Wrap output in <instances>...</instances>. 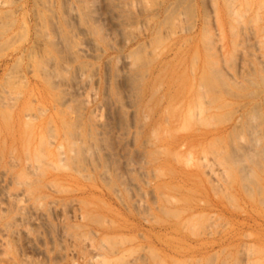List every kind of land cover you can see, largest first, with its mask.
<instances>
[{
	"label": "rangeland",
	"instance_id": "374dc122",
	"mask_svg": "<svg viewBox=\"0 0 264 264\" xmlns=\"http://www.w3.org/2000/svg\"><path fill=\"white\" fill-rule=\"evenodd\" d=\"M81 1L82 4L88 2L86 9L83 5L81 7ZM81 1L79 0L78 7L76 0H0V88L4 89H0V96L8 98L9 95V99L15 97L12 100L16 102L9 108L10 104L7 102L12 100L8 99L7 106L4 104L0 107V112L4 114H0L6 116L9 114L8 110L18 111L21 104H25L24 111H20L19 125L14 126L10 120H7L8 124L5 121L3 130L4 122L0 125V264H221L222 261V264H264V161L261 162L264 158V0ZM78 13L82 17H89H77ZM65 14L71 17L67 15V18ZM85 26L90 30V35L87 30L84 32ZM59 30L61 32L58 34ZM69 40L75 43L74 47H71ZM66 42L70 48L68 46L63 49V46L68 45ZM77 46L80 49L75 48ZM131 51L134 55H138L140 51V57H132ZM191 58L194 64L191 63ZM138 62L145 63V66H139ZM189 63L192 67H189ZM111 66L115 68L114 71ZM142 68L146 70H141ZM200 68L204 70L201 78L204 81L201 82L206 90L204 86L199 87L202 83L197 81L198 77H202ZM42 69L46 72H42ZM123 71L126 73L123 76L125 78L121 77ZM132 71L139 72L138 75L143 79L135 80L138 75H134ZM113 72L118 74L116 79ZM142 74L145 76L142 77ZM105 77H108L107 80ZM206 80H209V84ZM80 82L83 87H80ZM111 84L119 85L116 87ZM206 85L216 88L209 87L212 90L207 92L209 88ZM104 87L108 88H105L107 92H104ZM5 90L9 93H4ZM105 93L108 99L106 95L104 97ZM245 93H248L247 96ZM58 95L60 99L64 97V101L60 100V105ZM196 96L198 98L195 99ZM104 98L109 103H104ZM188 101H191L190 104ZM118 102L121 105L125 103V108L120 110ZM217 105L219 109H216ZM225 105L227 106L224 107ZM193 111H197V116ZM225 111L227 113L222 114ZM186 113L187 116L192 115V121L188 120L190 116L186 119ZM114 116L116 122L113 120ZM27 119L29 124L25 122ZM220 119L222 122H219ZM124 122L130 126L126 128L123 126ZM24 123L26 126H23ZM181 123L183 130L180 128ZM248 123H254V129ZM68 124H71L70 127ZM247 125L250 126L249 129H253L254 137L250 135L251 130L246 129ZM123 128L124 134L121 132ZM63 131L69 133L65 134ZM72 133L75 136L71 138L75 143L67 136H72ZM239 135L242 136L239 137L240 144L236 140ZM248 137L252 139L248 141ZM175 138H179L182 145L173 143ZM71 141L80 147L89 145L92 153L88 147L83 153H79L74 146V153L82 154V157H76L71 153L72 150L69 151ZM208 144L213 148L212 152L210 147L208 149ZM164 147L167 152L163 150ZM87 150L92 155L85 152ZM258 150L261 153L263 151L260 154L262 158L258 157ZM228 154H232L229 159L225 156ZM56 155L64 163L67 160V164L63 165V161H59ZM249 155L253 158L258 155L260 163L253 158H250L253 161H246ZM63 157L69 158L65 160ZM237 158L243 159L237 161ZM105 159L108 163H104ZM73 162L77 167H74ZM258 167H261L260 171ZM241 173L248 176L252 174L250 177L246 175L247 180L252 177L250 182L244 181L245 175L243 177ZM259 189L260 193L256 195ZM245 192L252 194L245 195ZM257 196L261 199H257ZM230 197H233L232 200H229ZM172 198L176 201H171ZM160 207L166 209L165 216L159 210ZM31 210L35 211L32 213ZM172 211L175 218L171 217ZM120 255L124 258L120 259ZM119 260L124 261L120 263Z\"/></svg>",
	"mask_w": 264,
	"mask_h": 264
},
{
	"label": "bare ground",
	"instance_id": "6f19581e",
	"mask_svg": "<svg viewBox=\"0 0 264 264\" xmlns=\"http://www.w3.org/2000/svg\"><path fill=\"white\" fill-rule=\"evenodd\" d=\"M38 1H40V0H38ZM63 1H64V0H63ZM76 1H78L77 6H78V4H79V6H80V2H79V0H76ZM80 1H81V0H80ZM178 1H179V0H178ZM180 1H182V0H180ZM191 1H192V0H190V2H191ZM51 2H52V1H51ZM65 2H66V0H65ZM84 2H85V1H83V3H84ZM86 2H87V1H86ZM86 2H85V4H82V1H81V7H82V5H83V7L86 9V6H87ZM92 2H93V1H92ZM40 3H41V2H40ZM45 3H47V2L45 1ZM61 3H62V2H61ZM61 3H60V4H61ZM87 3H88V2H87ZM89 3H90V2H89ZM93 3H94V2H93ZM174 3H175V2H174ZM176 3H177V2H176ZM176 3H175V4H176ZM41 4H42V3H41ZM43 4H44V3H43ZM66 4H67V3H66ZM90 4L93 5L92 3H90ZM90 4H88V5H90ZM114 4H115V3H114ZM128 4H129V3H128ZM179 4H180V3H179ZM44 5H46V4H44ZM61 5H62V4H61ZM71 5H72V3H71ZM91 5H90V6H91ZM94 5H95V3H94ZM125 5H126V4H125ZM177 5H178V4H177ZM185 5H186V4H185ZM188 5H189V4H188ZM79 6H78V7H79ZM114 6H115V5H114ZM116 6H117V5H116ZM127 6H128V5H127ZM166 6H167V5H166ZM178 6H179V5H178ZM41 7H42V6H41ZM47 7H48V4H47ZM60 7H61V6H60ZM91 7H92V6H91ZM45 8H46V7H45ZM48 8H49V7H48ZM48 8H47V9H48ZM93 8H94V6H93ZM123 8H124V7H123ZM170 8H171V7H170ZM181 8H182V7H181ZM193 8H194V7H193ZM47 9H46V10H47ZM50 9H51V8H50ZM50 9H48V10H50ZM70 9H73V8H70ZM82 9H83V8H82ZM90 9H91V8L89 7V10H90ZM165 9H166V8H164L163 10L165 11ZM172 9H173V8H172ZM175 9H176V7H175ZM184 9H185V8H184ZM190 9H191V8H190ZM51 10H52V9H51ZM76 10H77V9H76ZM76 10H75V11H76ZM80 10H81V9H80ZM91 10H92V9H91ZM91 10H90V11H91ZM94 10H95V9H94ZM192 10H193V9H191V11H192ZM87 11H88V8H87ZM87 11H85V12L88 13ZM95 11H96V10H95ZM164 11H163V12H164ZM168 11H169V10H168ZM170 11H172V10H170ZM170 11H169V12H170ZM174 11H175V10H174ZM179 11H180V10H179ZM189 11H190V10H189ZM189 11H188V12H189ZM39 12H40V11H39ZM81 12H82V11H81ZM181 12H182V11H181ZM51 13H52V12H51ZM62 13H63V12H62ZM64 13H65V11H64ZM68 13H69V12H68ZM74 13H75V12H74ZM79 13H80V11H79ZM79 13H78V16L76 15L77 17H79V15L81 14V13H80V14H79ZM92 13H93V11H92ZM171 13H172V12H171ZM177 13H178V12H177ZM40 14H41V13H40ZM89 14H90V16H91V13H89ZM93 14H94V13H93ZM96 14H97V13H96ZM178 14H179V13H178ZM178 14H177V15H178ZM191 14H193V12H192ZM52 15H53V14H52ZM65 15H66V14H65ZM67 15H68V14H67ZM67 15H66V17H67ZM82 15H83V12H82ZM84 15H85V14H84ZM124 15H125V14H124ZM167 15H168V14H167ZM169 15H170V14H169ZM36 16H37V15H36ZM45 16H47V15H45ZM54 16H55V15H54ZM54 16H53V17H54ZM68 16H69V15H68ZM80 16H81V15H80ZM164 16H165V15H164ZM170 16H171V15H170ZM170 16H167V17H170ZM175 16H176V14H175ZM188 16L190 17L191 15L188 14ZM41 17H42V16H41ZM69 17H71V16H69ZM73 17H74V16H73ZM81 17H82V16H81ZM86 17H89V15H88V16L85 15V17L83 16L82 18L86 19ZM154 17H155V16H154ZM49 18H50V17H49ZM54 18H55V17H54ZM61 18H63V17H61ZM67 18H68V17H67ZM130 18H131V17H130ZM133 18H134V17H132V19H133ZM174 18H175V17H174ZM40 19H41V18H40ZM50 19H51V18H50ZM50 19H49V20H50ZM63 19H64V18H63ZM89 19H90V18H89ZM100 19H101V18H100ZM169 19H170V18H169ZM169 19H168V20H169ZM42 20H44L43 17H42ZM55 20H56V19H55ZM55 20H54V21H55ZM65 20H66V19H65ZM121 20H122V19H121ZM51 21H52V20H51ZM60 21H61V20H60ZM71 21H72V20H71ZM55 22H57V21H55ZM67 22H69V21H67ZM73 22H74V21H73ZM85 22H86V21H85ZM129 22H131V21H129ZM165 22H167V20H166ZM42 23H43V22H42ZM47 23H48V21H47ZM158 23H159V22H158ZM163 23H164V22H163ZM51 24H52V23H51ZM53 24H54V22H53ZM55 24H56V23H55ZM65 24H66V23H65ZM71 24H72V23H71ZM167 24H168V23H167ZM66 25H67V24H66ZM72 25H73V24H72ZM88 25H89V24H88ZM157 25H158V24H157ZM77 26H78V25H76L75 28H77ZM81 26H82V25H81ZM50 27H51V26H50ZM57 27H58V26H57ZM64 27H65V26H64ZM68 27H69V24H68ZM73 27H74V26H73ZM85 27H86V26H85ZM89 27H90V26H89ZM100 27H101V26H100ZM100 27H99V29H100ZM157 27H158V26H157ZM48 29H49V28H48ZM50 29H51V28H50ZM80 29H81V27H80ZM80 29H79V30H80ZM99 29H98V30H99ZM105 29H106V28H105ZM105 29H104V30H105ZM56 30H57V28H56ZM56 30H53V31H56ZM60 30H62V28H61ZM60 30L58 31V34H59V32H61ZM64 30H65V29H64ZM82 30H83V29H81L80 31H82ZM86 30H87V33L90 32V30L87 29V27L85 28L84 32H86ZM88 30H89V31H88ZM96 30H97V28H96ZM116 30H117V29H116ZM37 31H39V29H37ZM43 31H44V30H43ZM50 31H51V30H50ZM68 32H70V31H68ZM84 32H83V33H84ZM91 32H92V27H91ZM100 32H101V31H100ZM104 32H105V31H104ZM116 32H117V31H116ZM125 32H126V31H125ZM125 32H124V33H125ZM127 32H129V30H128ZM46 33H47V32H46ZM51 33H52V32H51ZM54 33H55V32H54ZM87 33H86V35H87ZM92 33H93V32H92ZM115 34H117V33H115ZM37 35H39V34H37ZM43 35H44V34H43ZM43 35H42V36H43ZM65 35L67 36L66 33H65ZM88 35H90V34L88 33ZM126 35H127V33H126ZM207 35H208V33H207ZM45 36H47V35L45 34ZM53 36H54V35H53ZM128 36H129V34H128ZM43 37H44V36H43ZM56 37H57V36H56ZM60 37L62 38L63 35L61 34ZM61 38H60V39H61ZM66 38H67V37H65V39H66ZM188 38H189V37H188ZM57 39H58V38H57ZM86 39H87V38H86ZM192 39H193V37H192ZM55 40H56V38H55ZM66 40H67V39H66ZM186 40H187V39H186ZM188 40H189V39H188ZM46 41H49V40H46ZM57 41H58V40H57ZM61 41L65 42V40H62V39H61ZM51 42H52V41H51ZM69 42H71V43L73 44L72 41L69 40ZM155 42H156V41H155ZM186 42H187V41H185V43H186ZM209 42H210V41H209ZM58 43H59V42H58ZM67 44H68V43L66 42V45H67ZM72 44H71V47H72V46L74 47V44H75V43H74L73 45H72ZM76 45H77V43H76ZM145 45H146V44H145ZM181 45H182V44H181ZM68 46H69V44H68L67 46H63V47H64L63 49H65V47L68 48ZM144 47H145V46H144ZM57 48H58V47H56V50H57ZM60 48H61V47H60ZM60 48H59V49H60ZM69 48H70V46H69ZM75 48H78V46L75 47ZM61 49H62V48H61ZM78 49H80V48H78ZM118 49H119V48H118ZM141 49H142V47H140V51H141ZM66 50H68V49H66ZM66 50H63V51H66ZM69 50H70V49H69ZM71 50H72V49H71ZM74 51H76L77 54H80V53H81V52H80V53L77 52L76 49H75ZM79 51H81V50H79ZM140 51H139V52H140ZM142 51H143V50H142ZM58 52H59V51H58ZM72 52H73V51H72ZM72 52H70V53H72ZM136 52H137V51H136ZM139 52H138V55H134V54H133V51H131V56L133 57V55H134V56H136V57L138 58V56H139V54H140ZM174 52H175V51H174ZM61 53H62V52H61ZM70 53L68 52V54H70ZM128 53H129V52H128ZM134 53H135V52H134ZM146 53H147V52H146ZM47 54H48V53H47ZM65 54H66V53H65ZM65 54H64V56H65ZM68 54H67V55H68ZM74 54H75V53H74ZM77 54H76V55H77ZM136 54H137V53H136ZM147 54H148V53H147ZM147 54H146V55H147ZM30 55H31V54H30ZM30 55H29V56H30ZM67 55H66V56H67ZM72 55H73V54H72ZM80 55H81V54H80ZM80 55H79V57H80ZM127 55H128V54H127ZM43 56H44V54H43ZM48 56H49V55H48ZM57 56H58V55H57ZM62 56H63V55H62ZM66 56H65V57H66ZM77 56H78V55H77ZM128 56H129V55H128ZM131 56H130V57H131ZM44 57H45V56H44ZM68 57H69V55H68ZM70 57H71V55H70ZM139 57H140V56H139ZM141 57L143 58V56H141ZM195 57H196V56H195ZM29 58H30V57H29ZM47 58H49V57H47ZM63 58H64V57H63ZM154 58H155V57H154ZM154 58H153V59H154ZM170 58H171V55H170L169 59H170ZM207 58H208V57H207ZM45 59H46V58H45ZM52 59H53V58H52ZM123 59H124V58H123ZM125 59H126V58H125ZM134 59H135V57H134ZM148 59H149V58H148ZM148 59H147V60H148ZM62 60H63V59H62ZM70 60H71V59H70ZM150 60H151V58H150ZM150 60H149V61H150ZM195 60H196V59H195ZM195 60H194V61H195ZM71 61H74V60H71ZM123 61H124V60H123ZM123 61H122V63H123ZM136 61H137V59H136ZM208 61H210V60H208ZM208 61H207V63L209 64ZM42 62H43V61H42ZM42 62H41V63H42ZM47 62H48V64H49V61H47ZM63 62H66V61H63ZM68 62H69V61H68ZM80 62H81V61H80ZM80 62H79V64H80ZM83 62H84V61H83ZM107 62H108V61H106V63H107ZM131 62H132V61H131ZM133 62H134V60H133ZM140 62H142V61H140ZM140 62H138V63H139V64H138L139 66H140V65H144V66H145V63H142V64H141ZM146 62H147V61H146ZM192 62H193V59L191 58V63H192ZM205 62H206V61H205ZM211 62H212V61H211ZM45 63H46V62H45ZM57 63H58V62H57ZM81 63H82V62H81ZM191 63H189V64H191ZM207 63H204V64L208 65ZM213 63H216V62H213ZM48 64H47V65H48ZM66 64H67V63H66ZM79 64H77V65H79ZM146 64H147V63H146ZM193 64H194V62H193ZM52 65H53V64H52ZM52 65H51V66H52ZM64 65H65V64H64ZM68 65H69V64H68ZM77 65H75V66H77ZM81 65H82V64H81ZM126 65H127V63H126ZM131 65H132V64H131ZM135 65H136V68H139L137 64H134V66H135ZM147 65H148V64H147ZM147 65H146V66H147ZM165 65H166V64H165ZM165 65H164V66H165ZM187 65H188V64H187ZM49 66H50V65H49ZM66 66H67V65H66ZM75 66H74V69H76ZM86 66H87V63H86ZM124 66H125V65H124ZM190 66L192 67V64L189 65V67H190ZM204 66H205V65H204ZM204 66H203V67H204ZM58 67H59V66H58ZM69 67H70V66H69ZM83 67H84V66H82V68H83ZM193 67H194V65H193ZM208 67H210V64H209ZM80 68H81V67H80ZM111 68H112V66H111ZM145 68H146V67H145ZM145 68H144V69H145ZM147 68H148V67H147ZM147 68H146V69H147ZM183 68H184V67H183ZM40 69H41V68H40ZM51 69H52V67H51ZM67 69H68V68H67ZM74 69H73V70H74ZM83 69H84V68H83ZM86 69H87V68H86ZM113 69H115V68H112V70H113ZM119 69H120V68H119ZM133 69H134V68H133ZM144 69L142 68L141 70H144ZM146 69H145V70H146ZM200 69L202 70V68H200ZM200 69H199V70H200ZM208 69H209V68H208ZM208 69H207V70H208ZM212 69H213V68H212ZM61 70H62V65H61ZM61 70H60V71H61ZM125 70H127V69H125ZM145 70H144V71H145ZM188 70H189V69H188ZM195 70H196V69H195ZM205 70H206V69H205ZM209 70H211V69H209ZM209 70H208V71H209ZM215 70H217V69H215ZM113 71H114V70H113ZM119 71H120V70H119ZM119 71H118V72H119ZM129 71H130V70H129ZM133 71H134V70H133ZM133 71H132V72H133ZM154 71H155V70H154ZM190 71L192 72V69H191ZM190 71H189V72H190ZM217 71H218V70H217ZM42 72H46V71H44V70L42 69ZM64 72H65V70H64ZM79 72H80V71H79ZM120 72H121V71H120ZM120 72H119V73H120ZM123 72H124V74H123L121 77L125 76V74H126L125 71H123ZM141 72H142V71H141ZM191 72H190V73H191ZM195 72H196V71H195ZM202 72H204V70H202L201 73L199 72V73L202 75V77H201V76H200V78L198 77L199 80H198V78H197L198 83L200 82L199 84H201V83L204 81L203 79H201V78H203V73H202ZM218 72H220V71H218ZM59 73H61V72H59ZM70 73H71V71H70ZM128 73H129V72H128ZM133 73H134V72H133ZM138 73H139V72H138ZM138 73L136 72V73H134V75H135V74L138 75ZM142 73H145V72H142ZM153 73H154V72H153ZM156 73H157V72H156ZM205 73H206V72H205ZM41 74H42V73H41ZM47 74H50V72L47 73ZM47 74H45V75H47ZM55 74H56V73H55ZM61 74H62V73H61ZM61 74H60V76H61ZM76 74H77V71H76ZM76 74H75L74 76H76ZM81 74H83V73H81ZM106 74H107V73H106ZM115 74H117V73H115ZM115 74H114V72H113L114 79H116L115 76H118V74H117V75H115ZM130 74H132V73H130ZM191 74H192V73H191ZM200 74H198V76H199ZM208 74H210V73H208ZM213 74H214V73H213ZM221 74H222V73H221ZM45 75H44V76H45ZM51 75H53V74L51 73ZM56 75H58V74H56ZM78 75H79V74H78ZM78 75H77L76 78H78ZM107 75H109V73H108ZM134 75H133V77H134ZM139 75H140V73H139ZM139 75H138V77H139L140 79H139L138 77L136 78V76H135V80L138 79V81H139V80L143 79V78H141ZM211 75H212V74H211ZM216 75H217V74H216ZM63 76H64V75H63ZM119 76H120V75H119ZM126 76H128V74H127ZM129 76H131V78H133L132 75H129ZM141 76L143 77V76H145V74H142ZM156 76H157V75H156ZM190 76H191V75H190ZM205 76H206V75H205ZM208 76H209V75H208ZM212 76H213V75H212ZM212 76H209V77H212ZM218 76H219V75H218ZM257 76H258V74H257ZM58 77H59V76H58ZM64 77H66V74H65ZM213 77H214V76H213ZM249 77H250V76H249ZM42 78H43V77H42ZM56 78H57V76H56ZM59 78H60V77H59ZM81 78H82V77H81ZM107 78H108V77H107ZM107 78L105 77L106 80H107ZM118 78H119V77H118ZM123 78H125V77H123ZM123 78H122V79H123ZM128 78H129V77H128ZM206 78H207V77H206ZM206 78H205V79H206ZM214 78H215V77H214ZM214 78H213V79H214ZM217 78H218V77H217ZM217 78H216V79H217ZM219 78H220V77H219ZM64 79H65V78H64ZM70 79H71V76H70ZM70 79H69V80H70ZM111 79H112V77H111ZM114 79H113V80H114ZM120 79H121V78H120ZM129 79H130V78H129ZM45 80H46V79H45ZM52 80H53V79H52ZM65 80H66V79H65ZM69 80H68V81H69ZM71 80H74V79L72 78ZM87 80H88V79H87ZM192 80H193V79H191V81H192ZM210 80H211V78H210ZM217 80H218V79H217ZM217 80H216V81H217ZM104 81H105V80H104ZM122 81H123V80H122ZM131 81H132V80H131ZM191 81H190V82H191ZM201 81H202V82H201ZM206 81H207V80H206ZM206 81H205V82H206ZM208 81H209V80H208ZM208 81L206 82L207 84H209ZM219 81H220V79H219ZM246 81H247V78H246ZM49 82H50V81H49ZM54 82H55V81H54ZM74 82H75V80H74ZM89 82H90V81H89ZM105 82H106V81H105ZM112 82H114V81H112ZM120 82H121V81H120ZM192 82H193V81H192ZM248 82H249V81H248ZM51 83L53 84L52 81H51ZM69 83H70V82H69ZM71 83H72V82H71ZM83 83H85V82L83 81ZM83 83H82V84H83ZM87 83H88V81H87ZM142 83H143V81H142ZM142 83H140V84H142ZM158 83H159V82H158ZM206 83H205V84H206ZM210 83H211V82H210ZM220 83H221V82H220ZM222 83H223V82H222ZM224 83H225V82H224ZM49 84H50V83H49ZM52 84H51V85H52ZM85 84H86V83H85ZM138 84H139V82H138ZM191 84H192V83H190V85H191ZM196 84H197V83H196ZM215 84H216V83H215ZM217 84H218V83H217ZM225 84H226V83H225ZM225 84H224V85H225ZM252 84H253V83H252ZM252 84L250 83V85H252ZM73 85H74V84H73ZM79 85H80V87L82 86V85H81V82H80ZM79 85H78V86H79ZM108 85H109V84H108ZM108 85H106V86H108ZM111 85H112V84H111ZM113 85H116V87H117V85H119V84H113ZM113 85H112V86H113ZM122 85H123V84H122ZM125 85L127 86V84H125ZM132 85H133V84H131V86H132ZM135 85H136V84H135ZM212 85H214V84H212ZM219 85H220V84H219ZM222 85H223V84H222ZM55 86H56V85H55ZM123 86H124V85H123ZM126 86H125V87H126ZM158 86H159V85H158ZM158 86H157V87H158ZM192 86H193V85H192ZM202 86H204V83H202L201 86L199 85V87H202ZM206 86H207V85H206ZM253 86H255V85H253ZM18 87H19V86H18ZM50 87H52V86H50ZM53 87H54V86H53ZM53 87H52V88H53ZM82 87H83V86H82ZM108 87H109V86H108ZM114 87H115V86H114ZM116 87H115V88H116ZM120 87H121V86H120ZM133 87H134V86H133ZM157 87H156V88H157ZM159 87H160V86H159ZM196 87H197V90H198V84H197ZM207 87H208V86H207ZM209 87H211L212 89H213V88H216V87H213V86H211V85H210ZM209 87H208V88H209ZM222 87H223V86H222ZM1 88H2V87H1ZM1 88H0V89H1ZM13 88H14V87H13ZM78 88H79V87H78ZM105 88H107V87H104V92H107L106 90H107L108 88H107L106 90H105ZM131 88H132V87H131ZM154 88H155V87H154ZM194 88H195V87H194ZM204 88H205V90H206V87H205V86H204ZM211 88H209V90H207V92H208V91H211V90H212ZM2 89H3V88H2ZM2 89H1V91H2ZM159 89H160V88H159ZM195 89H196V88H195ZM199 89H200V88H199ZM210 89H211V90H210ZM223 89H224V88H223ZM225 89H226V88H225ZM225 89H224V90H225ZM227 89H228V88H227ZM3 90H4V89H3ZM133 90H135V89H133ZM148 90H149V89H148ZM200 90H202V89H200ZM203 90H204V89H203ZM205 90L203 91L204 93H205ZM59 91H60V90H59ZM64 91H65V89H64ZM66 91H67V90H66ZM108 91H109V90H108ZM115 91H116V90H115ZM122 91H124V90L122 89ZM122 91H121V92H122ZM129 91H131V89H130ZM137 91H138V90H137ZM137 91H136V92H137ZM153 91H154V90H153ZM226 91H227V90H226ZM226 91H224V92L226 93ZM5 92H6V94L9 93V91H8V93H7L6 90L4 91V93H5ZM13 92H14V91H13ZM61 92H62V91H61ZM67 92H68V91H67ZM112 92H113V91H112ZM134 92H135V91H134ZM134 92H132V93H134ZM155 92H156V90H155ZM193 92H194V90H193ZM196 92H197V91H196ZM203 92L201 91L200 93H203ZM213 92H214V91H213ZM250 92H252V91H250ZM4 93H2V94H4ZM65 93H66V92H65ZM119 93H120V91H119ZM127 93H128V92H127ZM225 93H224V94H225ZM17 94H18V92H17ZM66 94H67V93H66ZM66 94H65V95H66ZM128 94H129V93H128ZM137 94H139V91H138ZM151 94L153 95V92H152ZM245 94H246V93H245ZM247 94H248V93H247ZM247 94H246L245 96H247ZM254 94H256V93H254ZM13 95H14V94H13ZM13 95H11L10 97H13ZM20 95H21V93H20ZM20 95H19V96H20ZM68 95H69V94H68ZM105 95H106V93L104 94V97H105ZM109 95H110V94H109ZM112 95H114V94H112ZM126 95H127V94H125V95L123 94V96H126ZM129 95H130V94H129ZM148 95H149V94H148ZM152 95H151V96H152ZM161 95H162V94H161ZM161 95H160V96H161ZM252 95H253V93H252ZM1 96H2V95H1ZM1 96H0V107L4 106V104L6 105V101H8V99H9V95L7 96L8 98H5V97H3V96L1 97ZM15 96H17V95H16V92H15ZM54 96H55V95H54ZM70 96H71V95H70ZM116 96H117V95H116ZM144 96H145V95H144ZM160 96H159V97H160ZM193 96H194V94H193ZM203 96L205 97V95L202 94V97H203ZM61 97H62V96H61ZM71 97L73 98V96H71ZM106 97H107L106 99H108V95H106ZM117 97H118V96H117ZM149 97H150V96H149ZM200 97H201V96H200ZM200 97H199V99H200ZM210 97H212V96H210ZM13 98H15V97H13ZM13 98H12V99H13ZM25 98H26V97H25ZM55 98H56V97H55ZM58 98H59V99H58V100H59V101H58V104H59V103H62L60 100H63L64 97L60 99V96L58 95ZM113 98H114V96H113ZM126 98H127V97H126ZM126 98H124V99H126ZM196 98H198V97L196 96L195 99H196ZM213 98L216 99L215 97H212V99H213ZM10 99H11V98H10ZM10 99H9V100H10ZM12 99H11V100H12ZM16 99H17V97H16ZM65 99H66V98H65ZM69 99L71 100V98H69ZM124 99H122V100L124 101ZM190 99H191V98H190ZM193 99H194V98H193ZM195 99H194V100H195ZM209 99H210V98H209ZM55 100H56V99H55ZM67 100H68V99H67ZM72 100H73V99H72ZM72 100H71V101H72ZM101 100H103V99H101ZM104 100H105V98H104ZM114 100H115V99H114ZM116 100H118V99H116ZM122 100H121V101H122ZM158 100H159V99H158ZM194 100H193V101H194ZM202 100L205 101L206 99H205V98H204V99L202 98ZM216 100H217V99H216ZM56 101H57V100H56ZM63 101H64V100H63ZM107 101H108V100H107ZM107 101L105 100V101H103V102H104V103H105V102H106V103H109V102H107ZM118 101H119V100H118ZM197 101H198V100H197ZM210 101H211V100H210ZM214 101H215V100H214ZM9 102H10V103L7 102V104H10V105H9V108H10V107H13L14 103H16V102H14L13 100H12V102H11V101H9ZM29 102H30V101H29ZM79 102H80V101H79ZM116 102H117V101H116ZM124 102H125V101H124ZM124 102H122V103H124ZM158 102H159V101H158ZM188 102H189V101H188ZM190 102H191V101H190ZM190 102H189L188 104H190ZM212 102H213V101H212ZM12 103H13V105H11ZM24 103H25V102H24ZM64 103H65V102H64ZM64 103H63V104H64ZM82 103H83V102H82ZM100 103H102V101H101ZM125 103H127V102H125ZM125 103H124V104H125ZM194 103H195V102H194ZM198 103H199V102H198ZM201 103H202V101H201ZM224 103H225V102H224ZM257 103H258V102H257ZM28 104H29V106H30V103H28ZM28 104H27V105H28ZM102 104H103V103H102ZM118 104H119V106L121 105V103H119V102H118ZM124 104H123V105H124ZM178 104H179V103H178ZM210 104H211V103H210ZM18 105H19V104H18ZM21 105H22V107H21V109H19L18 111H15V110L13 109V110L10 112V111L8 110L9 112L7 111V113H9V114L6 115V116L1 115L3 112H0V113H1V114H0V115H1V116H0L1 118H0V119L3 118V119H2L3 121L0 122V125H2L3 122H4V127L1 126V127H2V130H3V128H5V124L7 123V120H10V122L12 121V122H13L12 124H13L14 126H15L16 124H18V125L20 124V111H21V113H22V111H24V109H25V106H24L25 104L23 105V103H22ZM59 105H60V104H59ZM108 105L110 106V104H108ZM123 105L120 106V110L122 109V107H124ZM126 105H127V104H126ZM193 105H194V104H193ZM219 105H220V104H219ZM219 105L215 106L216 109L218 108ZM222 105H224V104L222 103ZM227 105H228V104H227ZM227 105H225L224 107H226ZM253 105H258V104H253ZM6 106H7V105H6ZM61 106H62V105H61ZM76 106H77V105H76ZM109 106H108V109H111V108H109ZM111 106L113 107V105H111ZM173 106H174V105H173ZM185 106H186V105H185ZM196 106H197V105H196ZM198 106H199V105H198ZM105 107H107V104H106ZM114 107H115V106H114ZM186 107H187V106H186ZM194 107H195V106H194ZM222 107H223V106H222ZM251 107H252V106H251ZM254 107H257V106H254ZM9 108H8V109H9ZM27 108H28V107H27ZM81 108H82V107H79V109H81ZM117 108H118V107H117ZM117 108H116V111H117ZM124 108H125V107H124ZM124 108H123V109H124ZM173 108H175V107H173ZM173 108H172V109H173ZM204 108H205V107H204ZM206 108H207V107H206ZM257 108H258V107H257ZM257 108H256V109H257ZM2 109H3V108H2ZM28 109H29V108H28ZM77 109H78V106H77ZM105 109H106V108H105ZM113 109H115V108H113ZM165 109H166V108H165ZM179 109H180V108H178V110H179ZM189 109H190V108H189ZM192 109H194V108L192 107ZM197 109H198V107H197ZM218 109H219V108H218ZM220 109H221V106H220ZM3 110H4V109H3ZM6 110H7V109H6ZM30 110H31V109H30ZM36 110H37V109H36ZM111 110H112V109H111ZM198 110H199V109H198ZM206 110H207V109H206ZM258 110H259V109H258ZM116 111L114 110L115 113H117ZM122 111H123V110H122ZM122 111H121V112H122ZM186 111H187V109H186ZM199 111H200V110H199ZM4 112H5V114H6V111H4ZM38 112H40V111H38ZM41 112H42V110H41ZM90 112H91V111H90ZM106 112H107V111H106ZM109 112H110V111H109ZM128 112H129V111H128ZM163 112H165V111H163ZM195 112H197V111H195ZM195 112L193 111L192 113H194V115L197 116V114H196ZM26 113H27V112H25V114H26ZM43 113H44V112H43ZM79 113H80V112H79ZM91 113H92V112H91ZM124 113H125V111L123 112V115H124ZM129 113H130V112H129ZM225 113H227V111H225V112L222 113V114H225ZM254 113H255V112H254ZM3 114H4V113H3ZM25 114L23 113L24 116H25ZM113 114H114V113H113ZM177 114H178V113H177ZM188 114H189V110H188ZM210 114H211V113H210ZM23 115H22V116H23ZM30 115H33V114H31V112H30ZM79 115H80V114H79ZM115 115H116V114H115ZM130 115H131V114H130ZM130 115H129V116H130ZM134 115H135V114H134ZM181 115H182V114H181ZM194 115H193V116H194ZM211 115H212V114H211ZM239 115H240V114H239ZM254 115H255V114H254ZM26 116H27V114H26ZM26 116H25V118H27ZM106 116H107V115H106ZM109 116H110V115H109ZM109 116H108V117H109ZM163 116H164V115H163ZM186 116H187V113H186ZM189 116H190V115H189ZM189 116H187L186 119H188ZM191 116H192V115H191ZM191 116H190V118L188 119V120H190V121H192V118H193V117L191 118ZM247 116L250 118V115H247ZM251 116H252V115H251ZM33 117H34V115H33ZM110 117H111V116H110ZM114 117H115V116H114ZM119 117H121V116H119ZM130 117H131V116H130ZM244 117H245V116H244ZM22 118H23V117H22ZM90 118H92V117H90ZM123 118H124V117H123ZM127 118H129V117H127ZM182 118H183V116H182ZM196 118H197V117H196ZM196 118H195V120H196ZM213 118H214V117H213ZM213 118H211V119H213ZM251 118H252V117H251ZM253 118H254V116H253ZM23 119H24V118H23ZM121 119H122V118H121ZM162 119H163V118H162ZM166 119H167V118H166ZM177 119H178V118H177ZM201 119H202V118H201ZM209 119H210V118H209ZM254 119H255V118H254ZM254 119H252V120L254 121ZM257 119H259V117H258ZM78 120L80 121V118H79ZM113 120L115 121V120H116V117H115V119H113ZM122 120H124V119H122ZM129 120L131 121V118H130ZM160 120H161V119H160ZM195 120H194V121H195ZM199 120H200V119H199ZM199 120H198V121H199ZM236 120H237V119H236ZM238 120H239V119H238ZM245 120H246V119H245ZM255 120H256V119H255ZM259 120H260V119H259ZM261 120H262V119H261ZM261 120H260V121H261ZM5 121H6V123H5ZM26 121H27V124L30 123V121H29L28 119L25 120V122H26ZM28 121H29V122H28ZM50 121H51V120H50ZM50 121H48V122L50 123ZM72 121H73V120H72ZM86 121H87V120H86ZM133 121H134V120H133ZM173 121L175 122V120H173ZM181 121H182V123H183V119H182ZM198 121H197V122H198ZM200 121H201V120H200ZM202 121H203V120H202ZM220 121H221V119L219 120V122H220ZM250 121H251V120H250ZM250 121H248V122L250 123ZM260 121H259V122H260ZM51 122H52V121H51ZM67 122H68V120H67ZM89 122H90V121H89ZM89 122H88V123H89ZM97 122H98V121H97ZM115 122H116V121H115ZM115 122H114V124L117 125V123H115ZM128 122H129V121H128ZM156 122H157V121H156ZM174 122H173V123H174ZM185 122H186V120H185ZM217 122H218V121H217ZM221 122H222V121H221ZM239 122H240V120H239ZM256 122H258V121H256ZM261 122H262V121H261ZM63 123H64V122H63ZM75 123H76V122H75ZM77 123H78V122H77ZM77 123H76V124H77ZM91 123H93V122H92V119H91ZM103 123H104V122H103ZM106 123H108V122H106ZM131 123H132V122H131ZM182 123H181V126L183 125ZM237 123H238V121H237ZM243 123H244V121H243ZM249 123H248V125L251 126L252 124H249ZM7 124H8V123H7ZM10 124H11V123H10ZM46 124H47V123H46ZM76 124H75V125H76ZM95 124H96V123H95ZM108 124H109V123H108ZM108 124H106V125H108ZM120 124H121V122H120ZM122 124H123V123H122ZM162 124H163V123H162ZM166 124H167V122H166ZM187 124H188V122H187ZM198 124H199V123H198ZM235 124H236V123H235ZM244 124H245V123H244ZM24 125L26 126V123H24L23 126H24ZM68 125H69V127H70L71 124H68ZM75 125H74V126H75ZM78 125H79V124H78ZM104 125H105V124H104ZM106 125H105V126H106ZM175 125H177V124H175ZM203 125H204V124H203ZM206 125H207V123H206ZM206 125H205V126H206ZM248 125H247V126H248ZM253 125H254V123H253ZM253 125H252L251 128H253ZM258 125H259V124H258ZM7 126H8V125H7ZM34 126H35V125H34ZM50 126H51V123H50ZM62 126L64 127V125H62ZM81 126H82V125H81ZM89 126H90V125H89ZM91 126H92V124H91ZM94 126H95V125H94ZM97 126H98V124H97ZM99 126H100V125H99ZM108 126H109V125H108ZM121 126H122V125H121ZM123 126H126V128H127V126H130V125H127V124H125V122H124V125H123ZM184 126H185V125H184ZM237 126H238V124H237ZM247 126H245V127H247ZM250 126H248L246 129H248V131L251 130L250 132L252 133V130H253L254 128H253V129H249ZM9 127L11 128V126H9ZM32 127H33V126H32ZM46 127H47V125H46ZM48 127H49V126H48ZM51 127H52V126H51ZM78 127H79V126H78ZM87 127H88V125H87ZM95 127H96V126H95ZM109 127H110V126H109ZM109 127H108V128H109ZM24 128H25V127H24ZM28 128H29V126H28ZM65 128H66V127H65ZM74 128H75V127H74ZM91 128H92V127H91ZM124 128H125V127H124ZM124 128H123L122 131H121L122 133H123V130H125ZM137 128H138V127H137ZM176 128H177V127H176ZM180 128H182V130H183V126L180 127ZM185 128H186V127H185ZM232 128H233V127H232ZM239 128H241V127H239ZM26 129H27V128H26ZM81 129H82V128H81ZM117 129H118V128H117ZM128 129H129V128H128ZM10 130H11V129H10ZM22 130H23V129H22ZM28 130H29V129H28ZM32 130H34V128H33ZM71 130H72V129H71ZM88 130H89V129H88ZM88 130H86V131H88ZM93 130H94V129H93ZM111 130H112V129H111ZM115 130H116V128H115ZM172 130H174V129L172 128ZM178 130H179V128H178ZM231 130L233 131V129H231ZM244 130H245V129H244ZM258 130H259V129H258ZM258 130H257V131H258ZM5 131H6V130H5ZM50 131H51V129H50ZM73 131H74V129H73ZM73 131H72V132H73ZM84 131H85V130H84ZM98 131H99V130H98ZM98 131H97V132H98ZM106 131H107V130H106ZM127 131H128V130H127ZM127 131H126V133H127ZM151 131H152V130H151ZM234 131H235V129H234ZM239 131H240V129H239ZM239 131H237V132H239ZM245 131H247V130H245ZM28 132H29V131H28ZM63 132H64V131H63ZM75 132H76V130H75ZM80 132H81V130H80ZM82 132H83V131H82ZM97 132H96V133H97ZM166 132H167V129H166ZM240 132H241V131H240ZM22 133L25 134V132H22ZM29 133H31V132H29ZM29 133H28V134H29ZM53 133H54V132H53ZM64 133H65V132H64ZM67 133H69V131H68ZM67 133H65V134H67ZM83 133H84V132H83ZM86 133H87V132H86ZM96 133H95V134H96ZM107 133H108V132H107ZM122 133H121V134H122ZM232 133H233V132H232ZM248 133H249V132H248ZM248 133H247V134H248ZM15 134H16V133H15ZM79 134H80V133H79ZM79 134H77V135H79ZM89 134H90V133H89ZM89 134H87V136H88ZM97 134H98V133H97ZM99 134L101 135V132H100ZM105 134H106V133H105ZM123 134H124V133H123ZM174 134H175V131H174ZM174 134H173V135H174ZM235 134H237V133L235 132ZM253 134H254V132H253L252 134H250V135L253 136ZM255 134H256V133H255ZM262 134H263V133H262ZM73 135H74V134L72 133V136H70V135H67V136H68L69 138H71V137H73ZM81 135H82V134H81ZM90 135H92V133H91ZM176 135H177V134H176ZM233 135H234V134H233ZM48 136H49V135H48ZM67 136H66V137H67ZM74 136H75V135H74ZM167 136H168V133H167ZM228 136H229V135H228ZM247 136H248V135H247ZM15 137H16V136H15ZM26 137H27V136H26ZM63 137H64V136H63ZM79 137H80V136H79ZM82 137H83V136H82ZM117 137H118V136H117ZM194 137H195V136H194ZM234 137H235V136H234ZM239 137L242 138L241 135H239L238 137H236V138H238V139H236V140H237V143L241 141V140L239 139ZM253 137H254V136H253ZM260 137H261V135H260ZM73 138H74V137H73ZM73 138H71V139L74 141ZM75 138H76V137H75ZM85 138H88V137H85ZM91 138H94V136L92 135ZM102 138H103V137H102ZM113 138H114V137H113ZM113 138H112V139H113ZM244 138H245V137H244ZM256 138H257V137H256ZM3 139H4V137H3ZM78 139L80 140L81 138H78ZM78 139H77L76 141L79 143L80 141H78ZM105 139H106V138H105ZM248 139H249V137H248ZM251 139H252V138H250L248 141H250ZM12 140H13V139H12ZM61 140H62V139H61ZM68 140H69V139H68ZM86 140H87V139H86ZM88 140H89V139H88ZM90 140H91V139H90ZM93 140H94V139H93ZM134 140H135V139H134ZM205 140H206V139H205ZM215 140H216V138H215ZM217 140H218V139H217ZM238 140H239V141H238ZM254 140H255V139H254ZM258 140H259V138H258ZM63 141H64V139H63ZM65 141H66V140H65ZM94 141H95V140H94ZM102 141L104 142V140H102ZM142 141L145 142L144 140H142ZM52 142H53V141H52ZM87 142H89V141H87ZM95 142H96V141H95ZM99 142H100V141H99ZM205 142H206V141H205ZM212 142H213V141H212ZM212 142H211V146L213 147ZM217 142H218V141H217ZM219 142H220V141H219ZM227 142H228V141H227ZM242 142H243V141H242ZM244 142H245V141H244ZM254 142H255V144L257 143L256 140H255ZM254 142H252L253 145H254ZM258 142H259V141H258ZM263 142H264V141H263ZM57 143H58V142H57ZM60 143H61V141H60ZM63 143H64V142H63ZM69 143H70V142H69ZM71 143H72V141H71ZM71 143L69 144V147H70L69 149H70V150H69V149H68V150H69V151L72 150L71 153H73V155H75L76 157H79V155H80V154L77 155L78 152H79V153H83V151L89 146V145H88L87 147H85V146H86V145H85L86 143L84 144L85 146L81 145V146H83V147H80L79 145H76V144H73V143H72V145H71ZM74 143H75V141H74ZM78 143H77V144H78ZM80 143H81V142H80ZM91 143H92V142H91ZM96 143H97V142H96ZM96 143H95V144H96ZM104 143H107V142H104ZM109 143H110V142H109ZM109 143H108V144H109ZM146 143H147V140H146ZM173 143H176V145H179V144L182 145L183 142L180 141L179 138H177V139L175 138ZM196 143H197V141H196ZM196 143H195V144H196ZM213 143H216V141L213 142ZM220 143H221V142H220ZM252 143H251V145H252ZM67 144H68V143H67ZM81 144H82V143H81ZM89 144H90V142H89ZM238 144H240V143H238ZM242 144H243V143H242ZM242 144H241V145H242ZM64 145H65V144H64ZM70 145H71V146H70ZM92 145H93V144H92ZM99 145H100V144H99ZM215 145H218V143L215 144ZM249 145H250V144H249ZM62 146H63V145H62ZM65 146H66V145H65ZM74 146H75L76 148H75ZM102 146H103V145H102ZM102 146H101V147H102ZM121 146H122V145H121ZM221 146H222V145H221ZM238 146H239V145H238ZM254 146H255V145H254ZM67 147H68V146H67ZM72 147H74L75 149H77V150H75V151H78V152H77V153H76V152L74 153V151H73L74 148H72ZM84 147H85V148H84ZM89 147H90V146H89ZM89 147H88L87 149H89ZM96 147H97V145H96ZM108 147H109V146H108ZM162 147H163V146H162ZM207 147H208V149H209L210 144H208ZM233 147H234V146H233ZM233 147H232V148H233ZM247 147H248V146H247ZM252 147H253V146H252ZM256 147H257V146H256ZM60 148H61V146H60ZM60 148H59V150H60ZM71 148H72V149H71ZM90 148H91V147H90ZM165 148H166V147L163 148L164 151L167 150V149H165ZM262 148H263V147H262ZM93 149H95L94 146H93ZM214 149H215V148H214ZM220 149H221V148L219 147V150H220ZM25 150H26V149H25ZM65 150H67V149H65ZM68 150H67V151H68ZM89 150H90V149H89ZM91 150H92V149H91ZM91 150H90V152H91ZM105 150H106V149H105ZM170 150H173V149H170ZM209 150L211 151V150H213V148L211 149V147H210ZM249 150H252V149L249 148ZM63 151H64V150H63ZM67 151H65V153H66ZM98 151H99V150H98ZM100 151H101V150H100ZM235 151H236V150H235ZM245 151H248V149L245 150ZM258 151H259V150H258ZM261 151H262V150H261ZM85 152H87L88 154L90 153V152H88V150L85 151ZM107 152H108V151H107ZM166 152H167V151H166ZM211 152H212V151H211ZM213 152H214V151H213ZM218 152H219V151H218ZM254 152L257 153L256 150H255ZM254 152H253V153H254ZM259 152H260V151H259ZM25 153H26V151H25ZM25 153H24V155L26 156L27 154H25ZM34 153H35V152H34ZM55 153H56V152H55ZM57 153H58V152H57ZM61 153H62V151H61ZM65 153H64V156H65ZM91 153H92V152H91ZM91 153H90V154H91ZM93 153H94V152H93ZM97 153H98V152H97ZM124 153H125V152H124ZM150 153H151V152H150ZM169 153H170V152H169ZM219 153H220V152H219ZM221 153H222V151H221ZM230 153H231V152H230ZM262 153H263V151H262ZM262 153H261V152L258 153L259 156H258V155H257V156L262 158V155H260V154H262ZM85 154H86V153H85ZM164 154H166V153H164ZM200 154H201V153H200ZM202 154H203V153H202ZM34 155H35V154H34ZM58 155L60 156V152H59ZM58 155H56V156H58ZM67 155H68V154H67ZM70 155H71V154H70ZM73 155H72V156H73ZM83 155H84V154H83ZM91 155H92V154H91ZM93 155H95V154H93ZM97 155H98V154H97ZM102 155H103V154H102ZM102 155H101V156H102ZM147 155H148V154H147ZM211 155H212V154H211ZM218 155H219V154H218ZM228 155H229V154H228ZM228 155H225V156L227 157V159H229V158L232 157V156H231L232 154L229 155V156H228ZM239 155H240V154H239ZM239 155H238V156H239ZM242 155H245V153H244V154L242 153ZM59 156H58V157H59ZM68 156H69V155H68ZM80 156L82 157V154H81ZM84 156H86V155H84ZM84 156H83V157H84ZM88 156H89V155H88ZM108 156H109V154H108ZM112 156H113V154H112ZM148 156H149V155H148ZM153 156H154V155H153ZM214 156H215V155H214ZM230 156H231V157H230ZM251 156H252V155H249V159H247L246 161H248V160H249L248 162L253 161V160H250V158H251V159L253 158V157H251ZM257 156H256V158H253V159H256L255 162L258 163V162H259V158H258ZM34 157H35V156H34ZM38 157H39V155H38ZM92 157H93V156H92ZM104 157H105V154H104ZM168 157H169V155H168ZM222 157H224V155H222ZM222 157H221V158H222ZM234 157H235V156H234ZM234 157H233V158H234ZM239 157H240V156H239ZM239 157H238V158H239ZM241 157H242V156H241ZM263 157H264V156H263ZM66 158L68 159L69 157H65V158L63 157V159H65V160H66ZM88 158H89V157H88ZM154 158H155V157H154ZM173 158H174V157H173ZM203 158H204V157H203ZM203 158H202V159H203ZM238 158H237V161L239 160ZM246 158H247V157H246ZM246 158H245V159H246ZM37 159H39V158H37ZM58 159H59V161H60L62 158L59 157ZM58 159L56 158L57 161H58ZM70 159H71V158H70ZM70 159H69L68 161H70ZM78 159H79V158H78ZM83 159H84V158H83ZM93 159H94V158H93ZM155 159H156V158H155ZM242 159H243V158H241V160H239V161H242ZM262 159H263V160H261V162L264 161V158H262ZM73 160H74V159H73ZM79 160H80V159H79ZM105 160H106V159H105ZM114 160H116V159L114 158ZM131 160H132V159H131ZM131 160L129 159V161H131ZM232 160H233V159H232ZM33 161H34V160H33ZM36 161H37V160H36ZM59 161H58V163H59ZM61 161H63V160H61ZM82 161H83V160H82ZM84 161H85V159H84ZM91 161H92V160H91ZM94 161H95V159H94ZM96 161H97V159H96ZM129 161H128V162H129ZM218 161H219V160H218ZM227 161H228V160H227ZM34 162H35V161H34ZM38 162H39V161H38ZM70 162H72V161H70ZM70 162H69V163H70ZM103 162H104V161H103ZM106 162H107V160H106L104 163H106ZM114 162H116V161H114ZM132 162H133V161H132ZM221 162H222V161H221ZM221 162H220V163H221ZM39 163H40V162H39ZM39 163H38V164H39ZM56 163H57V162H56ZM58 163H57V164H58ZM63 163H64V161L62 162V164H63ZM73 163H74V162H73ZM84 163H85V162H84ZM104 163H103V164H104ZM107 163H108V162H107ZM200 163H201V162H200ZM220 163H219V165H220ZM259 163H260V162H259ZM60 164H61V163H60ZM64 164H67V160H66V162H65ZM64 164H63V165H64ZM75 164H76V163H74V167L76 166ZM96 164H97V163H96ZM217 164H218V162H217ZM253 164L255 165V163H253ZM33 165H34V163H33ZM201 165H202V164H201ZM221 165H222V163H221ZM223 165H224V164H223ZM232 165H233V164H232ZM250 165H251V164H250ZM58 166H59V164H58ZM105 166H106V165H105ZM122 166H123V165H122ZM195 166H196V165H195ZM202 166H203V165H202ZM227 166L229 167V165H226V167H227ZM241 166H242V165H241ZM244 166H246V165H244ZM244 166H243V167H244ZM257 166H260V165L258 164ZM35 167H36V166H34V168H35ZM71 167H72V170H74V167H73L72 165H71ZM76 167H77V166H76ZM103 167H104V166H103ZM107 167H109V166L107 165ZM79 168H81V167H79ZM82 168H83V167H82ZM105 168H106V167H105ZM256 168H257V167H256ZM29 169H30V168H29ZM258 169H259V167H258ZM258 169H257V170H258ZM34 170H35V169H34ZM84 170H85V169H84ZM90 170H92V169H90ZM107 170H108V169H107ZM127 170H128V169H127ZM237 170H238V169H237ZM260 170H261V167H260L259 171H260ZM75 171H76V170H75ZM104 171H105V170H104ZM76 172H77V171H76ZM105 172H106V171H105ZM105 172H104V173H105ZM27 173H28V172H27ZM35 173H36V172H35ZM104 173H102V174H104ZM106 173H107V172H106ZM106 173H105V174H106ZM226 173H228V172H226ZM238 173H239V172H238ZM249 173H250V172H249ZM33 174H34V173H33ZM98 174H99V173H98ZM81 175H82V174H81ZM225 175H226V174H225ZM229 175H230V174H229ZM241 175L244 177L245 174L243 175V174L241 173ZM246 175H247V174H246ZM246 175H245V178L248 176V175H247V176H246ZM250 175H252V174H249L248 177H250ZM105 176H106V175H105ZM115 176H116V175H115ZM121 176H122V175H121ZM230 176H231V175H230ZM239 176H240V174H239ZM255 176H256V174H255ZM116 177H117V176H116ZM227 177H228V176H227ZM87 178H88V177H87ZM101 178H102V177H101ZM121 178H122V177H121ZM225 178H226V177H225ZM239 178H241V177H239ZM251 178H252V177H251ZM251 178H249V179H251ZM257 178H258V177H257ZM103 179H104V177H103ZM211 179H212V177H211ZM227 179H228V178H227ZM241 179H242V178H241ZM249 179H248V180H249ZM104 180H105V179H104ZM109 180H110V179H109ZM212 180H213V179H212ZM214 180H215V179H214ZM245 180H247V178L244 179V181H245ZM248 180H247V181H248ZM102 181H103V180H102ZM121 181H122V180H121ZM253 181H254V180H253ZM104 182H105V181H104ZM208 182H209V181H208ZM213 182H214V181H213ZM216 182H217V181H216ZM249 182H250V180H249ZM167 183H168V182H167ZM169 183H170V182H169ZM241 183H242V182H241ZM170 184H172V183H170ZM173 184H174V183H173ZM173 184H172V185H173ZM254 184H255V183H254ZM164 185H165V184H163V186H164ZM174 185H175V184H174ZM228 185H229V184H228ZM242 185H243V184H242ZM242 185H241V186H242ZM252 185H253V184H252ZM255 185H256V184H255ZM243 186H244V185H243ZM246 186H248V185H246ZM39 187H40V186H39ZM126 187H127V185H126ZM160 187H161V186H160ZM182 187H184V186H182ZM216 187H217V186H216ZM248 187H249V186H248ZM60 188H61V187H60ZM63 188H64V187H63ZM164 188H165V187H164ZM164 188H163V189H164ZM167 188H168V187H167ZM167 188H165V189H167ZM169 188H170V187H169ZM171 188H172V187H171ZM113 189H114V188H113ZM127 189H128V188H127ZM172 189H175V187L172 188ZM172 189H171V191H172ZM183 190H184V188H183ZM248 190H249V189H248ZM173 191H174V190H173ZM181 191H182V190H181ZM181 191H180V192H181ZM184 191H185V190H184ZM187 191H188V190H187ZM244 191H246V189H245ZM256 191H257V190H256ZM175 192H176V191H175ZM175 192H174V193H175ZM225 192H226V191H225ZM247 192H249V191H247ZM251 192H252V191H251ZM27 193H28V192H27ZM257 193H260V189H259L258 192H256V195H257ZM22 194H23V193H22ZM176 194H178V193H176ZM188 194H189V193H188ZM188 194H187V195H188ZM247 194H249V193H247ZM247 194H246V192H245V195H247ZM251 194H252V193H251ZM251 194H249V195H251ZM160 195H161V194H160ZM226 195H227V194H226ZM230 195H231V194H230ZM222 196H223V195H222ZM252 196H253V195H252ZM258 196H259V195H258ZM258 196H257V197H258ZM260 196H261V195H260ZM161 197H162V196H161ZM169 197H170V196H169ZM224 197H225V196H224ZM261 197H262V196H261ZM22 198H24V197H22ZM157 198H158V197H157ZM230 198H231V197H230ZM232 198H233V197H232ZM232 198H231V199L228 198V199H229V200H232ZM259 198H260V197H258L257 199H259ZM161 199H162V198H161ZM177 199H178V198H177ZM190 199H191V198H190ZM260 199H261V198H260ZM24 200H25V198H24ZM182 200H183V199H182ZM182 200H181V201H182ZM184 200H185V198H184ZM193 200H194V198H193ZM262 200H263V199H262ZM262 200H260V201L262 202ZM162 201H163V200H162ZM171 201L175 202L176 200H173V198H172ZM258 201H259V200H258ZM260 201H259V202H260ZM167 202L170 203V201H166V203H167ZM183 202H184V201H183ZM191 202H192V201H191ZM229 202H230V201H229ZM232 202L234 203V200H233ZM169 203H168V204H169ZM234 204H235V203H234ZM19 205H20V204H19ZM19 205H17V206H18V207H17L18 210H20V209H19ZM29 205H30V203H29ZM154 205H155V204H154ZM23 206H25V205H23ZM23 206H22V207H23ZM26 206H27V204H26ZM35 206H36V205H35ZM155 206H157V204H156ZM181 206H182V205H181ZM181 206H180V207H181ZM166 207H168V206H165V208H166ZM172 207H173V206H172ZM20 208H21V207H20ZM144 208H145V207H144ZM144 208H143V209H144ZM161 208H163V207H160L159 210H160ZM177 208H178V207H177ZM36 209H37V208H36ZM39 209H40V208H39ZM153 209H154V208H153ZM167 209H168V208H167ZM174 209H175V208H174ZM183 209H184V207H183ZM183 209H181V210L179 209V210L182 211ZM21 210H22V209H21ZM24 210H25V208H24ZM32 210H33V209H32ZM32 210H31V212H32ZM144 210H145V209H144ZM154 210H155V209H154ZM159 210H158V211H159ZM165 210H166V209H165ZM165 210H164V209H161V211L164 212V213H162L163 215L165 214ZM22 211H23V210H22ZM25 211H26V210H25ZM34 211H35V210H34ZM34 211H33V212H34ZM37 211H38V209H37ZM173 211L175 212L176 209L173 210ZM173 211L170 212V214L172 213V214H171V215H172L171 217H172V218H175L174 216L176 215L177 212H175V215H173V214H174ZM180 211H179V212H180ZM33 212H32V213H33ZM136 212H137V211H136ZM142 212H143V211H142ZM182 212H184V211H182ZM38 213H39V212H38ZM145 213H146V212H145ZM160 213H161V212H160ZM44 214H45V213H44ZM168 214H169V213H168ZM194 214H195V213H194ZM194 214H193V217H194ZM42 215H43V214H42ZM165 215H166V214H165ZM165 215H164V216H165ZM177 215H178V213H177ZM177 215H176V216H177ZM196 215H197V214H196ZM196 215H195V216H196ZM43 216H44V215H43ZM85 216H86V215H85ZM190 216H191V215H190ZM149 218H150V217H149ZM185 218H186V217H185ZM43 219H44V217H43ZM83 219H84V218H83ZM167 219H168V218H167ZM190 219H191V218H189V221H190ZM192 219H193V218H192ZM184 220H185V219H184ZM184 220H183V222H184ZM186 220H188V219H186ZM94 221H97V220H94ZM98 221L100 222V219H99ZM208 221H209V220H208ZM183 222H182V225H181V229L183 228ZM90 223H91V222H90ZM94 223H95V222H94ZM96 223H97V222H96ZM184 223H185V222H184ZM187 223H188V222H187ZM200 225H201V224H200ZM192 226H193V225H192ZM51 227H52V226H51ZM52 228H53V227H52ZM14 232H16V231H14ZM82 235H83V234H82ZM86 235H87V234H86ZM199 235H200V234H199ZM79 236H80V235H79ZM111 238H112V237H111ZM111 238H110V239L108 238V239L111 240ZM113 238H114V237H113ZM102 239H103V238H102ZM104 240H105V239H104ZM113 241H114V239H113ZM115 241H116V240H115ZM119 241H120V239H119ZM119 241H118V243H120ZM116 243H117V242H116ZM118 243H117V244H118ZM108 244H109V242H108ZM111 244H112V243H111ZM114 245H115V242H114ZM110 247H111V246H110ZM110 247L108 246V248H110ZM96 249H97V248H96ZM128 250H129V249H128ZM140 250H143V249H140ZM145 250H146V249H145ZM111 251H112V250H111ZM147 251H148V250H147ZM113 252H115V250H114ZM110 253H112V252H110ZM122 253H124V252H122ZM133 253H134V251H133ZM212 253H213V252H212ZM219 253H221V252H219ZM213 254H214V253H213ZM213 254H212V256L214 257ZM227 254H228V253H227ZM227 254H226V255H227ZM95 255H96V254H95ZM148 255H150V252L148 253ZM210 255H211V254H210ZM121 256H122V255H120V259H123L124 257L121 258ZM151 256H152V254H151ZM151 256H149V257H151ZM224 256H225V255H224ZM118 257H119V256H118ZM141 257H143V256L141 255ZM209 257H210V256H209ZM207 258H208V257H207ZM112 259H113V261H114V258H112ZM116 259H117V257H116ZM116 259H115V260H116ZM143 259L146 261L145 258H143ZM143 259H142V260H143ZM150 259H151V258H150ZM208 259H210V258H208ZM213 259H214V258H213ZM213 259L211 258V260H213ZM104 260H105V259H104ZM104 260H103V261H104ZM117 260H118V259H117ZM132 260H133V259H132ZM134 260H135V259H134ZM144 260H143V261H144ZM101 261H102V260H101ZM123 261H124V260H123ZM123 261L120 262V260H119L120 263H123ZM145 261H144V262H145ZM160 261H161V260H160ZM196 261H197V260H196ZM205 261H207V260L205 259ZM220 261H222V260H220ZM144 262H143V263H144ZM207 262H209V261H207ZM222 262H223V261H222ZM222 262H220V263L222 264ZM225 262H226V261H225ZM100 263H101V262H100ZM114 263H115V262H114ZM128 263H129V262H128ZM146 263H147V262H146ZM146 263H145V264H146ZM162 263H163V262H162ZM124 264H126V263H124Z\"/></svg>",
	"mask_w": 264,
	"mask_h": 264
}]
</instances>
